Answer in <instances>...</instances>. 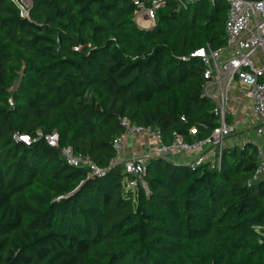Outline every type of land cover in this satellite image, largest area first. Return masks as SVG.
Returning a JSON list of instances; mask_svg holds the SVG:
<instances>
[{
  "label": "trees",
  "instance_id": "16d2710c",
  "mask_svg": "<svg viewBox=\"0 0 264 264\" xmlns=\"http://www.w3.org/2000/svg\"><path fill=\"white\" fill-rule=\"evenodd\" d=\"M134 1L30 0L23 17L0 0V264H264L256 144L225 148L219 168L153 158L146 189L111 165L122 118L165 145L220 125L192 54L224 47L226 1L163 0L148 29ZM52 132L104 175L67 165Z\"/></svg>",
  "mask_w": 264,
  "mask_h": 264
},
{
  "label": "built area",
  "instance_id": "2783aa9c",
  "mask_svg": "<svg viewBox=\"0 0 264 264\" xmlns=\"http://www.w3.org/2000/svg\"><path fill=\"white\" fill-rule=\"evenodd\" d=\"M180 7L201 1L214 3L215 0H176ZM228 9L224 25V47L213 52L209 48L201 49L192 54L193 57L202 59L205 65L203 74L206 80L203 86V96L214 102L213 113L219 117V126L216 127L209 138L187 143L182 136L173 134L169 145L162 142L157 131L132 124L128 119H121L123 132L112 141V148L116 154L111 160V165L117 163V158L123 149V144L128 138L147 135L154 138V146L143 155H134L124 159L121 163L125 172L130 176L126 184L128 189H136L141 186L146 189L144 176L146 165L153 158L169 159L172 155L182 154L186 156L205 157L212 167L219 168L222 152L226 146V140L233 132L238 130L242 121L232 117L234 109L229 106L230 90L235 86L244 99L250 102L249 117L257 122L256 135H264V0H225ZM163 0H135V22L138 27L148 29L155 25V10L161 6ZM141 16V17H139ZM144 22L148 26H144ZM261 50L263 62L259 67L254 66V57ZM225 57L222 58L221 54ZM10 105H13L10 101ZM231 118V123L226 118ZM42 137L40 132L37 133ZM26 144L29 137H14ZM46 144L57 148L64 162L75 168L88 169L89 176L101 177L104 170L94 165L88 158L74 153L71 146L59 147L57 132L44 136ZM242 147L243 143L239 145ZM264 175V162L260 161L254 177L249 184L256 182Z\"/></svg>",
  "mask_w": 264,
  "mask_h": 264
},
{
  "label": "crops",
  "instance_id": "0c3cea01",
  "mask_svg": "<svg viewBox=\"0 0 264 264\" xmlns=\"http://www.w3.org/2000/svg\"><path fill=\"white\" fill-rule=\"evenodd\" d=\"M229 100H230L229 106L232 109H234V115L232 117L237 118V109H238V106L240 105V103L242 101L244 104H246V109L249 112L250 102H248L247 99H244L240 96V94H239V92L235 86H233V88L230 90ZM249 118L250 117L248 116V117H244L240 120L242 121V124H245ZM240 125L241 124H239V126ZM247 137L248 136L246 135V139H247ZM247 140H248V142H252L258 146L257 141L255 142L252 139H247ZM238 141H239L238 137H236V139H231V138L227 139L226 140V146L227 147H233L235 145H238L237 144ZM153 143H154V138L151 136H147V135H140V136H136L133 138H128L125 141V143L123 144V149L117 158V163H121L124 159H128L134 155L146 154L153 147ZM258 148H259V146H258ZM259 151H260V148H259ZM260 156H261V154H260ZM169 161L174 163V164L193 165V166L196 165L197 166V165L204 163L205 157L203 155H201V156H198V155L186 156V155H182V154H176V155H172L169 158Z\"/></svg>",
  "mask_w": 264,
  "mask_h": 264
},
{
  "label": "rangeland",
  "instance_id": "374dc122",
  "mask_svg": "<svg viewBox=\"0 0 264 264\" xmlns=\"http://www.w3.org/2000/svg\"><path fill=\"white\" fill-rule=\"evenodd\" d=\"M21 2H23V0H21ZM30 7V3L27 5V9ZM141 17V16H139ZM225 54L222 53L221 57L224 58ZM254 61V66L255 67H259L260 64L263 62V54L261 52V50L257 51L256 56L253 59ZM249 116V112L246 109V104L243 103V101L240 103V105L238 106L237 109V119H242L244 117H248ZM257 126V122L252 119L249 118L245 124H241L238 127V130H236L235 132H233L231 134V136L228 139H236V137H238V142L237 144L239 145L240 143H245L246 141H248L247 139H252L255 142H258V146L260 148V159L259 162L262 161L264 162V135H256L255 133V127ZM246 135L248 136L246 139ZM155 143H153L154 146Z\"/></svg>",
  "mask_w": 264,
  "mask_h": 264
},
{
  "label": "water",
  "instance_id": "95a60500",
  "mask_svg": "<svg viewBox=\"0 0 264 264\" xmlns=\"http://www.w3.org/2000/svg\"><path fill=\"white\" fill-rule=\"evenodd\" d=\"M16 7L19 9L21 16L23 17H27L29 14V10H27V5L30 3V0H23V2H21V0H11ZM31 5V3H30ZM29 9V8H28ZM57 46H56V51H57V57L61 58L63 57V54L61 53V46H60V42L59 39L57 38L55 40Z\"/></svg>",
  "mask_w": 264,
  "mask_h": 264
},
{
  "label": "bare ground",
  "instance_id": "6f19581e",
  "mask_svg": "<svg viewBox=\"0 0 264 264\" xmlns=\"http://www.w3.org/2000/svg\"><path fill=\"white\" fill-rule=\"evenodd\" d=\"M144 26H145V27L148 26V23H147V22H144Z\"/></svg>",
  "mask_w": 264,
  "mask_h": 264
}]
</instances>
